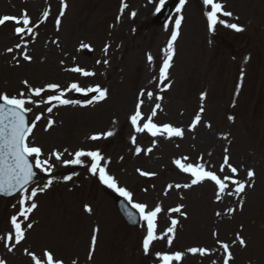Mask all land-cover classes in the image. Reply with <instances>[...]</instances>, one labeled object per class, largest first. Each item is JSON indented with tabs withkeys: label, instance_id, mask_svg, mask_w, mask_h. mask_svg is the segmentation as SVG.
I'll use <instances>...</instances> for the list:
<instances>
[{
	"label": "rangeland",
	"instance_id": "374dc122",
	"mask_svg": "<svg viewBox=\"0 0 264 264\" xmlns=\"http://www.w3.org/2000/svg\"><path fill=\"white\" fill-rule=\"evenodd\" d=\"M124 1L128 7L121 14V6L116 8L117 0H66L68 6L57 31L55 17L59 0H0V15H19L26 10L33 22L45 7L51 6L49 18L28 44L31 62L20 59L19 66L15 64L12 57L19 50L8 53L6 49L21 41L14 35L15 27L6 24L0 28V92L9 96L17 94L24 87L22 80L33 87L56 83L67 88L71 83H78L81 87L97 84L108 89L104 101L88 105L86 99L77 100L79 104L55 109L50 114L45 112L48 105L39 108L27 105L33 107L31 121L39 113L45 117L37 122L29 140L41 147L42 159L48 158L53 150L64 153V160L71 159L69 153L78 149L99 150L109 161V175L133 194L135 202L150 208L161 205L158 236H165L172 219L178 221L173 243L169 246L166 238L157 239L150 252L144 254V222L139 228L128 226L114 206L112 189L101 184L86 167H65L52 158L54 182L35 198L38 207L27 221L34 226L26 230V239L12 252L4 244L11 227L10 217L17 212L12 206L18 204L19 195L6 200L0 198L1 258L7 264H30L31 258L24 249L37 256L48 249L65 264H72L74 260L77 264H160L156 253L181 251L185 252L182 264H212L213 260L223 264L224 254L216 239L231 244L239 233L246 246L236 243L230 247L233 256L230 264H264V0H220L224 10L233 13L232 17L221 18L243 26L244 31L236 32L218 24L213 33L207 30L201 0H187L181 13L176 12L161 27L149 25L159 0ZM132 12L136 13L134 17L130 15ZM177 15L184 19L174 42L175 55L165 82H171V87L161 92L159 68ZM82 43L90 46L92 56L85 54L87 48L82 49ZM106 44L107 54L103 51ZM148 54L153 57L151 64ZM245 57H249L246 63ZM104 60L108 61L107 65ZM75 66L95 72V76L65 71ZM237 84H240L238 93ZM142 88L163 97L158 101L161 109L157 110L155 122L183 127L185 136L170 140L157 137L151 153L134 155L132 135L137 136V145L145 150L152 146L154 139L144 133H134L128 121ZM201 92L207 94L202 119L212 127L199 125L189 132L187 126L199 109ZM74 93L69 91L64 98L74 100ZM49 94L52 93L44 95ZM143 99L142 111L147 115L154 101H149L147 96ZM228 115L235 117L234 122L227 119ZM49 118L55 123L44 131ZM109 130L114 135L107 139H88ZM225 134L227 139L222 138ZM226 147L230 163L241 169L240 179H246V169L255 171L254 187L242 194V209L238 205L240 198L235 196L225 195L216 201L210 182L190 189L173 187L165 195L167 185H183L190 179L175 167L174 159L186 156L187 162L193 163L203 157V161L218 168ZM138 168L156 175L140 176ZM38 173V180L29 188L42 185L48 179L39 170ZM66 175H72V179L64 181ZM86 204L91 206L92 213L84 211ZM178 205L184 206L181 211L187 214L186 218L169 212ZM227 208L236 211L229 215ZM218 211L221 216L215 215ZM93 229H98L97 243L93 259L89 261L87 253ZM213 231L218 237L213 238ZM190 247H205L212 252L204 257L193 256L186 252Z\"/></svg>",
	"mask_w": 264,
	"mask_h": 264
},
{
	"label": "snow or ice",
	"instance_id": "6c2138e0",
	"mask_svg": "<svg viewBox=\"0 0 264 264\" xmlns=\"http://www.w3.org/2000/svg\"><path fill=\"white\" fill-rule=\"evenodd\" d=\"M202 6L204 8L203 16L206 19V26L209 33H213L216 30L217 25H223L229 29L236 32L244 31L243 26L237 23H229L221 17H232L233 13L230 11H225V5L220 2V0H201ZM165 0H159V6L156 11H161ZM187 3V0H178V5L176 7V12L181 13V10ZM66 0H59L58 15L55 17L56 30L59 31L61 24V17L65 15L67 9ZM128 6L121 0L120 12L123 14L124 9ZM51 12V6L45 7L40 13V17L37 21L33 22L26 10H23L19 15H0V26L6 25L11 22L16 25L14 28V35L18 37L21 43H17L14 47H9L6 49L8 53H13L15 50H19L17 55L12 57V60L17 66L20 64V59L26 62L32 61V56L28 53V44L30 40H34L38 35V30L40 26L49 18ZM132 17L136 15L135 12L130 14ZM121 16L116 17L117 22H119ZM182 15H177L174 21V28L171 30L170 38L167 40V46L165 50V58L163 59L162 65L159 68V78L158 87L161 92L167 90L171 87V82L168 81L169 69L172 67L173 57L175 55L174 42L177 40L180 34V28L183 21ZM238 19V17H237ZM56 43V41H53ZM80 47L90 48L89 45L81 44ZM108 45L106 44L103 51L107 54ZM19 57V58H18ZM249 57H245V63ZM148 62L151 64L153 57L151 54L147 56ZM63 63V62H61ZM101 61H97V64ZM105 65L108 64L107 60H104ZM65 71H70L73 73H79L84 77L95 76V72L88 71L82 67L75 66L72 68H67ZM243 78V70L241 71V79ZM153 79H156L155 77ZM21 84L24 86L17 94L9 96L6 92H0V195L13 196L14 194H19L18 204H14L12 207L17 210L16 214L10 217V230L6 236V243L4 246L9 252H12L17 246L21 244L22 241L26 239V230L33 228V223L30 221V215L38 207L35 202V198L40 193L46 192L53 184L54 177L51 173L55 165L51 162L52 158L60 162L63 166H74L79 165L86 167L87 171L96 176L100 183L112 189L114 192L118 193L131 205L133 209L139 215L141 221L144 222L145 235L142 240V250L144 254L150 252L152 243L157 239H167L169 246L172 245L174 239V233L178 221L176 219L171 220V225L166 229L165 236L157 235V218L158 215L163 211L161 205L157 204L150 208L145 203L135 202L133 200V194L124 187H120L115 178L109 175L107 171V164L104 156L99 150H84L78 149L74 153H69L72 156L71 159H62L63 154L60 151L53 150L48 158L42 159L44 153L41 147L36 146L31 143L29 137L33 134V131L39 122L43 118V113L35 115V119L29 122L27 119V114L33 111V107H41V105H48L45 109L47 113H52L53 109L59 106H67L73 104H79V101L65 99L67 92L72 91L76 93H81L88 95L89 93H95L87 101L88 105L93 103H98L104 101L108 97V89L101 87L100 85L81 87L78 83H71L67 88H61L59 84L47 83L43 86L33 87L29 84L27 80H22ZM240 84H237L236 90L239 92ZM45 93H52L49 95H44ZM147 96L149 101H154V106L151 107L150 113L145 115L142 111V105L145 103L143 97ZM206 92H201L200 106L198 111L194 114L191 122L187 126V131H194L197 126L203 125L204 127L211 128V123H205L202 119V114L205 112ZM161 95H154L152 91H145L141 89L137 95L136 102L134 105L133 112L128 116V121L136 134H147L153 137L152 146L142 149L137 145V136L132 135L130 141L132 145L135 146L134 155H140L143 152L148 155L152 152V149L156 146L157 137H163L164 139L172 138H183L185 136V128L180 126H175L171 123H157L154 118L157 116V110L161 109V104L158 102L162 100ZM27 105H32L33 107H28ZM235 101H233V106ZM227 119L230 122H234L235 117L228 115ZM55 121L48 119L47 125L44 131H48ZM116 121L113 120V124ZM114 135V132L109 130L103 133L93 134L88 137V139L96 141L100 139H107ZM223 139H227V134L223 135ZM64 149V152H67ZM224 155L222 162L219 164L218 168L216 165L210 162L203 161V157H200L197 162L188 163V157H182L180 159H174L173 164L181 172L188 174L189 182L180 185L169 184L166 187L165 195L168 194V190L173 187L180 189H190L193 186H199L206 182H210L214 187V196L216 201H221L225 195L240 198L238 200V205L242 209L244 200L242 194H246L247 188L254 187V177L255 171L251 168L246 169V179L239 178V172L241 169L238 166H234L230 163V156L228 148H224ZM211 155V153H209ZM123 159V157H121ZM87 161V163H86ZM103 161V163H102ZM34 169H38L41 173H44L48 179L42 185L38 184L36 187L29 188L30 184L33 182L34 177H36L37 172ZM216 169V170H214ZM140 176L152 177L156 173L143 171L141 169L136 170ZM72 179V175H66L63 177L64 181H69ZM147 191V189H144ZM183 205H178L175 208L169 209V212L179 213L182 216L187 217L185 212L181 209ZM84 211L86 213H92L93 209L90 205H84ZM236 211L235 208H227V214L231 215ZM129 218L133 223L136 220L132 217L131 213H128ZM216 216H221V212H216ZM22 218V219H21ZM24 222H27L26 224ZM97 232L98 229H93L91 235V243L87 253V259L91 261L95 252V246L97 243ZM172 234V235H168ZM213 238L218 237V233L213 231L211 233ZM216 243L219 245V250L223 252V264H230L233 259L230 247L238 243L241 247L246 246V241L239 233H236L235 239L230 243L216 239ZM26 255L31 258L30 264H64L62 258L56 257L54 253L48 249L42 251L41 256H37L34 252L24 249ZM186 252L196 256L199 255L204 257L211 254L212 250L205 247H190L186 249ZM160 264H182L185 252L177 251L174 253H156ZM0 264H6V261L0 259ZM72 264H77L74 260ZM212 264H217V261L213 260Z\"/></svg>",
	"mask_w": 264,
	"mask_h": 264
},
{
	"label": "water",
	"instance_id": "95a60500",
	"mask_svg": "<svg viewBox=\"0 0 264 264\" xmlns=\"http://www.w3.org/2000/svg\"><path fill=\"white\" fill-rule=\"evenodd\" d=\"M121 202V201H120ZM123 208H124V206H123Z\"/></svg>",
	"mask_w": 264,
	"mask_h": 264
}]
</instances>
